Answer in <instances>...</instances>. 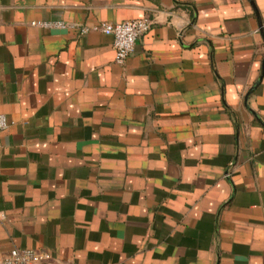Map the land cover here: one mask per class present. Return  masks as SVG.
<instances>
[{"label": "crops", "instance_id": "0c3cea01", "mask_svg": "<svg viewBox=\"0 0 264 264\" xmlns=\"http://www.w3.org/2000/svg\"><path fill=\"white\" fill-rule=\"evenodd\" d=\"M0 115V262L264 264V0H0Z\"/></svg>", "mask_w": 264, "mask_h": 264}, {"label": "built area", "instance_id": "2783aa9c", "mask_svg": "<svg viewBox=\"0 0 264 264\" xmlns=\"http://www.w3.org/2000/svg\"><path fill=\"white\" fill-rule=\"evenodd\" d=\"M33 26L45 29H74L79 36H84L92 32L102 33L113 38L115 50V61L118 65H124L127 58L133 53L137 41L152 28L150 19H138L117 24L100 23L89 27L82 25H67L63 22H34ZM9 127V122L5 115H0V130ZM50 259L46 252L32 249H13L5 256L0 264H41Z\"/></svg>", "mask_w": 264, "mask_h": 264}]
</instances>
